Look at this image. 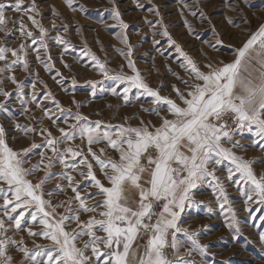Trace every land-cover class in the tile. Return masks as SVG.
I'll return each mask as SVG.
<instances>
[{
  "label": "rangeland",
  "instance_id": "1",
  "mask_svg": "<svg viewBox=\"0 0 264 264\" xmlns=\"http://www.w3.org/2000/svg\"><path fill=\"white\" fill-rule=\"evenodd\" d=\"M14 3L15 0H0L6 18L3 26L5 30L0 31V47L19 49L23 44L24 52L20 54L27 53L28 67L13 65L10 73L0 76L4 89L10 93L8 98L0 96V103L6 104V108L0 109V126L5 129L7 143L17 152L30 148L33 143L43 144L47 132L42 129L51 132L53 137H60L59 129L69 131V126L76 123L72 119L76 113L86 117L89 122L100 121L102 127L147 126L151 131L160 126L162 118L174 119L166 106L159 115L154 114L151 110L157 106L151 103L152 98L141 89H132L128 93V100H125L123 89L127 85L106 78L88 52L106 66L109 76L121 73L132 75L128 67V59H131L151 88L184 106L177 98L173 85L186 94L189 89L182 81H197L181 67L183 58L177 53L175 45L169 43L168 37L158 33L166 27L175 44L196 62L201 71L207 72L209 64L217 67L233 61L236 49L264 24V0H72V8L68 7L66 0H24V11L12 7ZM33 3L36 5V13L28 11V6ZM114 10L119 11L120 19L128 25L126 29H122L113 18ZM29 15H34L47 29V49L40 47L39 29L28 19ZM20 24L25 25L33 37L37 38L35 44L31 38L22 34ZM57 35L63 38L64 44L52 39ZM122 36L127 37V43L121 42ZM221 40L222 43L219 42ZM129 46L132 54L127 57ZM7 57L9 62L15 59L11 52L7 53ZM4 64V61H0V67ZM9 75L15 76L18 83L23 85V94L16 84L4 78ZM33 84L35 89L32 88ZM113 88L116 94H113ZM33 92L36 95L35 102L27 103ZM49 92L52 98L46 99ZM56 102L60 105L59 109ZM60 109L65 111L62 113ZM46 111L51 119L44 115ZM65 116L68 117L67 123L64 122ZM24 127L35 131L25 132L22 130ZM233 127L236 129L234 141H240L241 147L233 148L228 143L224 146L246 160L256 161L253 164L254 173L258 178L264 176V142L257 143L259 137L254 135V128L253 132H249L235 125ZM77 146L86 152V141L79 137L66 141L60 148L63 150ZM101 149H104L103 153ZM93 150L102 159L119 160V153L108 146L107 142L94 145ZM40 152H45V157L52 155L44 147L33 149L24 167L30 169L38 164L41 161ZM81 158L77 157L75 162L78 164ZM88 158L97 179L105 186H110L104 172L100 171L90 154ZM209 167L215 169L219 180L209 177L198 185L179 220L182 228L189 233H197L199 245L206 246L205 251L201 253L191 250L190 241L184 233H177L181 246L178 255L174 250L173 260L180 259L183 264H264V239H261L264 226L256 218L262 213L259 209L251 214L246 210L254 206L246 204V192L251 186L243 182L235 184L227 179L228 168L231 167L229 161ZM78 168L87 172L84 165L78 164ZM46 171L44 164H40V169L27 179L33 184L38 183L45 177ZM80 171L65 169L59 162L52 167V175L45 183L44 190L53 191L54 195L44 198L51 200L54 206L61 202H64V206L58 208L50 219H59L64 215L69 198L75 195L71 188L66 187L68 181L62 178V174H70L74 178V185H80L81 196L89 197L87 204L95 205L103 201V196L90 198L98 189L90 187V179L80 175ZM235 178H239L238 174ZM217 183L223 185L224 194L219 192ZM57 184L61 185L63 192L55 191ZM0 187L6 185L0 184ZM78 204V201H73V209ZM260 207L264 208V205ZM103 210L100 207L95 212H81L80 222L86 223L93 216L102 219L99 213ZM232 212L238 223L229 227ZM77 223L72 221L67 230L77 229ZM31 226L37 232L43 228L38 222ZM22 227L24 230L10 229L7 232V236L17 241L15 246L9 245L8 255L13 257L12 264H26L24 254L19 251L21 241L23 246L30 249L35 245L51 244L43 236L28 235L27 227ZM237 227L239 231H236ZM97 235L103 237L105 234L97 232ZM88 239L87 236L82 237L76 242L77 246L83 247ZM190 250L191 255H188ZM88 254L91 255L90 250ZM99 264H103V258Z\"/></svg>",
  "mask_w": 264,
  "mask_h": 264
},
{
  "label": "snow or ice",
  "instance_id": "2",
  "mask_svg": "<svg viewBox=\"0 0 264 264\" xmlns=\"http://www.w3.org/2000/svg\"><path fill=\"white\" fill-rule=\"evenodd\" d=\"M66 3L72 8V0H66ZM12 7L17 11H24V0H15ZM3 8L4 5L0 4V31L5 30L3 26L6 24ZM28 11L37 12L35 3L28 6ZM156 14L159 15L158 12ZM113 18L122 29L128 27L120 19L118 10H114ZM28 19L39 29L40 47L47 49V29L34 15H29ZM20 30L26 38L32 39L33 44L37 42V38L33 37L25 25L20 24ZM158 34L168 37L169 43L175 45L177 53L183 58L181 67L190 72L197 81H182L189 89L186 94L173 85L177 98L184 106L167 96H161L158 90L151 88L131 59H128V67L132 75L121 73L109 76L106 66L94 54L87 53L92 55L106 78L127 85L123 89L125 100H128V93L135 88L143 90L145 95L152 98L151 103L157 106L151 110L154 114L159 115L166 106L174 119L162 118V123L154 131L147 126L102 127L100 121L89 122L86 117L76 113L72 116L76 123L69 126V131L59 129L60 137H53L51 132L42 129L41 131L47 132L43 144L33 143L30 148L17 152L7 143L5 129L0 126V184L6 185L0 187V264H12L13 257L8 255L9 245L15 246L17 241L7 236V232L10 229L24 230L22 226L27 227L28 235L43 236L51 241L50 245H35L31 249L23 246L21 241L19 251L24 254L26 264H99L101 258L103 264H183L180 259H170L167 251L168 248L174 249L178 255L181 241L177 239V233H184L190 241L191 250L203 253L206 246L199 245L197 233H189L180 226V215L186 204L191 202L193 190L198 185L209 177L219 180L215 169H210L209 166L220 165L223 161L231 164L227 179L235 184L243 182L251 186L246 192V204L254 206L246 210L251 214L259 209L262 214L256 218L264 226V208L260 207L264 205V176L258 178L254 173L253 164L256 161L246 160L224 146L228 143L233 148L241 147L240 141H234L236 129L233 125L249 132H253L254 128V135L259 137L257 143L264 142V24L236 49L233 61L217 67L209 64L207 72L201 71L196 62L175 44L166 27ZM52 39L60 44L65 43L60 35ZM121 42L127 43V37L122 36ZM219 42L222 43V40ZM9 52L15 57L10 62L7 57ZM21 52H24L23 44L19 49L0 47V61L5 62L0 67V76L10 73L13 65L28 67L27 53L21 55ZM131 54L129 46L127 57ZM4 78L16 84L19 92L23 94V85L18 83L15 76ZM32 88L35 89V84ZM93 89L95 95L94 83ZM112 92L116 94V89L113 88ZM0 96H10L3 87V79H0ZM49 98H52L50 92L46 99ZM35 100L36 95L33 92L27 103ZM56 107L60 108L58 102ZM4 108L6 104L0 103V109ZM60 110L62 113L65 111ZM44 115L51 119L48 111ZM67 121L68 117L65 116L64 122ZM22 130L35 131L28 127ZM77 137L86 141V152L79 146L61 150L60 145ZM101 142H107L108 146L119 153L118 161L102 159L93 150V146ZM41 147L50 150L52 155L45 157V152H40L41 161L30 169L25 168L27 156L33 149ZM100 151L103 153L104 149ZM88 154L100 171L104 172L110 186H105L97 179ZM77 157H82L78 164L84 165L87 172L79 170L75 162ZM57 162L65 169L80 171V175L89 178V186L98 189L90 198L103 196V201L95 205L87 204L89 197L81 196L80 185H74V178L70 174H62V178L68 181L66 187L71 188L75 195L69 198L64 215L59 219H50L58 208L64 206V202L54 206L51 200L44 198L54 195L53 191L46 192L44 185L51 177V169ZM40 164H44L47 170L45 177L33 184L27 177L38 171ZM237 174L238 179L235 178ZM217 188L224 194L223 185L217 183ZM63 190L57 184L55 191ZM134 192L138 199L133 196ZM73 201L79 202L75 209L72 207ZM100 207L104 209L99 213L102 219L93 216L86 223L80 222L81 212H95ZM231 214L229 227L238 223L235 213ZM72 221L78 222L77 229L68 231ZM37 222L43 225L39 232L33 231L31 226ZM236 231H239L238 227ZM97 232L105 235L99 236ZM84 236L89 239L84 242L83 247H78L76 242ZM145 237V244L134 247L135 242ZM261 239H264V233H261ZM89 250L91 255L88 254ZM191 250L188 255H191Z\"/></svg>",
  "mask_w": 264,
  "mask_h": 264
},
{
  "label": "built area",
  "instance_id": "3",
  "mask_svg": "<svg viewBox=\"0 0 264 264\" xmlns=\"http://www.w3.org/2000/svg\"><path fill=\"white\" fill-rule=\"evenodd\" d=\"M141 243L145 244L146 243V237L141 239ZM168 253H169V258L173 259L174 257V249L168 248Z\"/></svg>",
  "mask_w": 264,
  "mask_h": 264
},
{
  "label": "crops",
  "instance_id": "4",
  "mask_svg": "<svg viewBox=\"0 0 264 264\" xmlns=\"http://www.w3.org/2000/svg\"><path fill=\"white\" fill-rule=\"evenodd\" d=\"M145 178H147V177H145ZM133 195H134V197H136L137 199H138V195L134 192L133 193ZM137 245H140V246H142L143 244L141 243V241H140V239L137 241V242H135L134 243V247H136ZM141 251H142V249H141ZM140 253L138 252V255H139Z\"/></svg>",
  "mask_w": 264,
  "mask_h": 264
}]
</instances>
